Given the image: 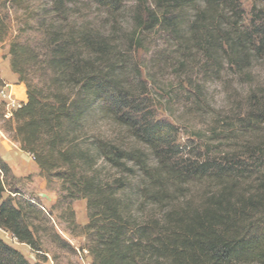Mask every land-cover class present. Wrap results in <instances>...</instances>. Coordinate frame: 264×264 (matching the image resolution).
Wrapping results in <instances>:
<instances>
[{
    "label": "trees",
    "instance_id": "obj_1",
    "mask_svg": "<svg viewBox=\"0 0 264 264\" xmlns=\"http://www.w3.org/2000/svg\"><path fill=\"white\" fill-rule=\"evenodd\" d=\"M0 2L3 41L9 5L28 0ZM119 2L47 0L12 37L10 68L27 100L12 111L0 101L1 128L61 194L49 210L18 191L3 199L11 168L0 160V228L44 260V240L76 253L52 221L59 211L71 235L86 237L90 264H264V179L241 190L245 176L233 166L182 160L175 125L156 119L144 97L150 84L178 86L200 107L224 66L242 74L263 57L264 10L255 6L261 23H249L241 0H136L126 29ZM158 47L144 79L129 58ZM162 70L177 83L161 84ZM79 199L87 201L84 225L73 208ZM0 264L31 263L0 238Z\"/></svg>",
    "mask_w": 264,
    "mask_h": 264
},
{
    "label": "rangeland",
    "instance_id": "obj_2",
    "mask_svg": "<svg viewBox=\"0 0 264 264\" xmlns=\"http://www.w3.org/2000/svg\"><path fill=\"white\" fill-rule=\"evenodd\" d=\"M47 0H28L24 6L9 5L10 36L0 41V58L9 55L10 42L17 30L23 26L26 19H31V13L38 5ZM91 1V0H88ZM117 17L119 22L129 29L132 27V11L136 0H118ZM245 11L246 21L256 20L261 23L255 14L257 10H264V0H241ZM0 2V8H4ZM31 12V13H30ZM264 15V13H263ZM36 19H31L35 22ZM36 36V34H35ZM38 36V35H37ZM153 44V46H155ZM159 48V50H158ZM142 49L133 53L129 60L142 66L143 78L146 79L148 69L153 58L162 47ZM157 50V51H156ZM250 69L242 74H236L227 65L222 68V76L209 81L204 87V100L202 105L196 107L188 91L177 86L170 89L163 85H149L144 97L154 110L156 119L166 120L175 125L174 147L182 160L204 161L206 159L221 161L229 167H234L235 173L242 174L239 189L256 188L264 179V55L254 57L250 62ZM163 71L161 84L177 83L170 70ZM1 72V71H0ZM194 80L198 82L201 75L194 70ZM160 73V72H159ZM4 76L7 75L3 69ZM2 75V74H1ZM166 79V81L164 80ZM163 81V82H162ZM6 85L0 92V101L7 103L12 111L20 105L21 90L16 82ZM178 88V89H177ZM189 88V87H188ZM177 89V90H176ZM190 89V88H189ZM263 104V106L258 107ZM0 160L6 162L11 173L4 179L5 191L3 199H7L12 191H18L16 198H34L48 210L56 203L61 194L59 181L51 185L47 183L46 176L42 174L31 156L22 152L17 143L13 142L2 130L0 122ZM117 171L105 170V175H114ZM209 186H206V188ZM210 192L213 187L210 186ZM34 201V200H33ZM73 208L77 222L84 225L88 222L87 201L79 199L74 201ZM59 211H53L52 221L58 233L68 241L76 253L60 250L49 241L44 240L43 250L48 252V260H44L26 244L19 243L11 233L0 228V238L24 254L31 264H55L52 257H58L59 262L71 261L74 264H90L91 257L86 250L87 239L83 235H71L65 224L59 218ZM40 255V256H39Z\"/></svg>",
    "mask_w": 264,
    "mask_h": 264
},
{
    "label": "crops",
    "instance_id": "obj_3",
    "mask_svg": "<svg viewBox=\"0 0 264 264\" xmlns=\"http://www.w3.org/2000/svg\"><path fill=\"white\" fill-rule=\"evenodd\" d=\"M3 69L7 73V75H5V76L3 74ZM0 71H1V74H2L1 76L4 79L6 85H9L8 84V81H10L11 83H15L16 82L17 83L16 84V87L19 90H21V91L23 90L21 92V98H20V100H21V102H25L27 100L26 87H25V84L24 83H22V82H20L18 80V76L11 71V68H10V55H8L5 59H1L0 58ZM25 154H27V153H25Z\"/></svg>",
    "mask_w": 264,
    "mask_h": 264
},
{
    "label": "built area",
    "instance_id": "obj_4",
    "mask_svg": "<svg viewBox=\"0 0 264 264\" xmlns=\"http://www.w3.org/2000/svg\"><path fill=\"white\" fill-rule=\"evenodd\" d=\"M0 92L4 93V92H3V89H2Z\"/></svg>",
    "mask_w": 264,
    "mask_h": 264
}]
</instances>
